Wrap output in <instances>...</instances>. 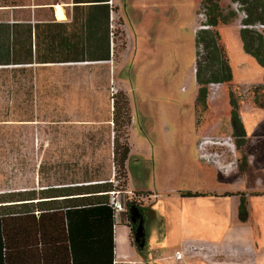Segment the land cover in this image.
<instances>
[{
	"label": "rangeland",
	"instance_id": "374dc122",
	"mask_svg": "<svg viewBox=\"0 0 264 264\" xmlns=\"http://www.w3.org/2000/svg\"><path fill=\"white\" fill-rule=\"evenodd\" d=\"M257 1L264 6V0ZM159 2L160 42L153 45L139 39V14L149 2L118 1L128 37L125 50L117 49L114 73L100 63L35 67L36 74L0 72V192L39 188L38 178L44 184L86 176L93 179L88 183L111 181L108 197L114 194L123 207L116 224L127 219L130 200L150 208L144 247L139 252L132 235L133 256L119 264H231L234 259L264 264V110L256 105L264 98V65L244 52L243 12L232 0L220 1L225 12L237 14L230 24L217 26L230 79L208 87L203 108L194 104L200 0ZM9 11L10 0H0V19L8 20ZM16 86H33L32 92L19 97ZM231 95L247 136L242 145L236 137L234 153L227 146H206L226 164L220 168L199 160L197 148L203 137L235 135ZM115 113L120 142L126 136L130 147L124 170L112 155ZM194 188L211 195L202 201L181 196ZM240 194L245 221L237 216ZM240 237L244 243L232 240ZM186 244L203 249L185 251L176 261L173 252Z\"/></svg>",
	"mask_w": 264,
	"mask_h": 264
},
{
	"label": "trees",
	"instance_id": "16d2710c",
	"mask_svg": "<svg viewBox=\"0 0 264 264\" xmlns=\"http://www.w3.org/2000/svg\"><path fill=\"white\" fill-rule=\"evenodd\" d=\"M221 0H201L199 12L204 10L207 28L195 32L196 59L194 65L197 94L195 105L206 107L211 84H221L230 79L228 61L220 42L217 26L230 24L237 18L236 12L220 6ZM239 4L245 16L241 20L239 35L244 52L264 65V30L254 26L264 25V6L257 0H232ZM63 16V15H62ZM254 27V28H253ZM22 35L31 37V27L22 25ZM37 25H35V30ZM9 23H0V57L4 55ZM116 38V30H115ZM109 38V37H108ZM115 38L113 51L115 49ZM110 47V43H109ZM35 62L38 59L35 49ZM30 60L28 63H33ZM33 86H16V94L24 90L31 94ZM231 121L240 137L239 145L245 143L246 132L240 120L237 104L230 99ZM264 110V98L256 102ZM116 100H114V110ZM116 111V110H115ZM113 124V161L119 169H126L130 147L126 140L120 141V125L116 113ZM125 129L126 125H122ZM42 162L38 172L42 169ZM92 178L77 180L64 177L57 183L48 184L38 178V186L26 190L0 192V264H114L115 213L109 205L108 192L112 182ZM137 195H151V191H136ZM182 197L207 196V193L186 191ZM135 205L140 212L149 207L130 200L125 204L131 237L135 225L130 221L129 207ZM247 216L245 196L241 195L238 218ZM133 238V237H132ZM137 248V247H136ZM137 250L140 252L137 248Z\"/></svg>",
	"mask_w": 264,
	"mask_h": 264
},
{
	"label": "crops",
	"instance_id": "0c3cea01",
	"mask_svg": "<svg viewBox=\"0 0 264 264\" xmlns=\"http://www.w3.org/2000/svg\"><path fill=\"white\" fill-rule=\"evenodd\" d=\"M118 1L112 0L116 38L115 49L111 53L108 38L109 0H10L9 19H0V23H9L4 55L0 57V72L8 69L14 73L19 71L36 74L35 67L45 69L51 66L100 63L107 65L111 73H114L117 49L120 48L121 52L125 50L128 37L124 32L122 18H118ZM147 1L149 4L145 7L143 15L139 14L141 37L139 39L142 43L154 45L160 42L161 7L159 0ZM58 6L61 7V15L58 14ZM23 24L31 27L30 39L28 32L25 36L22 35ZM122 43L123 47H120ZM36 47L41 63L35 62ZM30 60L34 62L28 63ZM197 157L201 160L199 153ZM201 175L205 176L203 173ZM201 189L202 191L199 188L187 191L206 193L203 188ZM207 196L185 198L201 200ZM234 215L236 216L235 211ZM130 240L129 221L121 217L114 226V253L122 257L118 259L120 262H127L130 260L128 258L133 256ZM232 240L241 241V237ZM182 249L187 252L203 248L186 244ZM243 263L250 261L245 259L244 262H240L234 259L231 264Z\"/></svg>",
	"mask_w": 264,
	"mask_h": 264
},
{
	"label": "built area",
	"instance_id": "2783aa9c",
	"mask_svg": "<svg viewBox=\"0 0 264 264\" xmlns=\"http://www.w3.org/2000/svg\"><path fill=\"white\" fill-rule=\"evenodd\" d=\"M109 43H110V52H113V46H114V38H115V30H116V26H115V17H114V6L112 3V0H109ZM243 15L245 16L244 12ZM200 23L198 24L197 28H207L208 26L205 23L206 21V17H205V13L204 10H201L200 12H198L197 14ZM201 21H203L201 23ZM256 29L258 30H264V25H256L254 26ZM213 138H218V139H213ZM213 138H209V137H203L201 138V140L198 143V150H199V157L201 160H203L204 162H213L214 164L220 165V160H219V154L216 152H212V151H207L206 150V146L211 144V145H222V146H227L230 150V152H233V144L231 143L229 137H213ZM226 164H221L220 168L225 167ZM109 205L112 207L115 215L120 213L123 210V207L121 206V203L116 200V198L114 197V194H110V199H109ZM185 250L181 249V250H175L173 252V257L176 261H181L183 259V257L185 256ZM198 255L201 256H207V254L205 252H198ZM210 254H208L209 256ZM211 256V255H210ZM122 257L118 254L114 253V264H119L121 263L118 259H121Z\"/></svg>",
	"mask_w": 264,
	"mask_h": 264
},
{
	"label": "water",
	"instance_id": "95a60500",
	"mask_svg": "<svg viewBox=\"0 0 264 264\" xmlns=\"http://www.w3.org/2000/svg\"><path fill=\"white\" fill-rule=\"evenodd\" d=\"M128 211L130 214L131 223L135 224L133 242L135 246L141 250L145 245L144 217L135 205H131Z\"/></svg>",
	"mask_w": 264,
	"mask_h": 264
},
{
	"label": "flooded vegetation",
	"instance_id": "af4514ba",
	"mask_svg": "<svg viewBox=\"0 0 264 264\" xmlns=\"http://www.w3.org/2000/svg\"><path fill=\"white\" fill-rule=\"evenodd\" d=\"M263 110V109H262ZM239 114V113H238ZM230 116H231V111H230ZM240 117V116H239ZM240 120H241V118H240ZM242 122V121H241ZM231 124H232V121H231ZM243 124V123H242ZM244 126V125H243ZM232 128H233V125H232ZM244 129H245V127H244ZM233 132H234V134L235 135H233V136H227V137H229V139H230V141H231V143L233 144V151L235 152L236 151V149H237V142H236V137H239L236 133H235V130H234V128H233ZM245 132H246V130H245ZM246 136H247V134H246ZM222 137H225V136H222ZM240 138V137H239ZM246 139V138H245ZM240 141V140H239ZM233 152V153H234ZM207 195H211V194H207ZM233 195H236V193L235 194H233ZM241 195H243V194H240L239 196L241 197ZM224 196V195H223ZM240 197H239V202H238V205H239V203H240ZM141 214L143 215V217H145V213L144 212H141ZM248 214V213H247ZM237 216H238V207H237ZM135 225V224H134Z\"/></svg>",
	"mask_w": 264,
	"mask_h": 264
},
{
	"label": "bare ground",
	"instance_id": "6f19581e",
	"mask_svg": "<svg viewBox=\"0 0 264 264\" xmlns=\"http://www.w3.org/2000/svg\"><path fill=\"white\" fill-rule=\"evenodd\" d=\"M58 10H59L58 11V14L61 15L62 14V11H61V7L60 6H58Z\"/></svg>",
	"mask_w": 264,
	"mask_h": 264
}]
</instances>
